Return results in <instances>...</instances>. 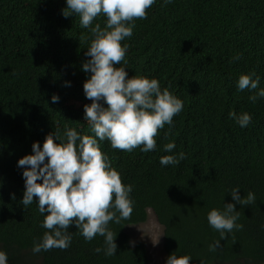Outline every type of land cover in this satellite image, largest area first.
I'll return each mask as SVG.
<instances>
[{
    "label": "trees",
    "instance_id": "1",
    "mask_svg": "<svg viewBox=\"0 0 264 264\" xmlns=\"http://www.w3.org/2000/svg\"><path fill=\"white\" fill-rule=\"evenodd\" d=\"M161 5L156 0L146 19L134 21L132 36L121 42L129 45L127 64L114 67H127L129 78H156L184 107L171 127L158 130L153 151L127 152L98 141L122 183L132 186L134 201L128 219L109 222L117 252L106 257L104 237L86 241L75 225L67 230V249L32 252L50 230L41 226L35 197L22 204L24 169L17 167L34 142L42 147L57 130L62 138L66 128L94 136L84 120L92 101L83 83L91 73L82 71L94 37L80 26L79 14H62L66 0H0V250L8 264H150L147 246L132 244L126 232L127 225L147 220L148 209L164 227L165 258L175 252L190 255V264H264V98L249 100L264 88V0ZM106 19L101 13L90 27L103 28ZM250 72L260 77L258 89L238 91L239 76ZM230 111L249 113L251 123L241 128ZM169 142L176 147L165 152ZM180 152L177 165L160 164L162 156ZM234 187L243 198L253 192L255 202L236 204L229 194ZM224 203L235 204L242 228L221 240L207 214ZM215 241L220 246L209 251Z\"/></svg>",
    "mask_w": 264,
    "mask_h": 264
},
{
    "label": "clouds",
    "instance_id": "2",
    "mask_svg": "<svg viewBox=\"0 0 264 264\" xmlns=\"http://www.w3.org/2000/svg\"><path fill=\"white\" fill-rule=\"evenodd\" d=\"M172 2L162 0L161 6ZM154 3L156 0H66L67 10L64 9L62 14L65 17L79 14L80 26L89 29L94 37L85 52L89 59L82 64V71L91 73L83 83L85 97L92 101L84 106V120L89 123L94 136H82L75 129L66 128L62 138L57 130L46 136L42 147L34 142L32 154L18 160L17 167L24 169L21 202L28 206L35 197L38 211L44 215L41 226L50 230L44 233L40 242L34 243V254L53 248L67 249L72 241L67 231L70 225H75L86 241L97 235L104 237L106 257L117 252V233L114 235L108 224L110 221L119 223L131 216L132 186L122 183L120 174L111 167L98 141L107 140L113 149L127 152L137 147L142 152L153 151L158 130L166 124L171 127L173 117L184 107L183 101L167 88L162 89L156 78H129L127 67H114L121 61L127 64L125 56L129 45L121 42L132 36L134 21L146 19V9ZM101 13L107 18L104 27L101 28L99 23L90 27ZM234 59L240 57L237 55ZM253 76L254 72L240 75L236 85L238 91L258 89L260 77L253 79ZM65 86H70V82H65ZM258 98H264V88L249 96L253 103ZM51 100L56 103L59 97L53 95ZM229 117L241 128H246L252 120L247 112L230 111ZM175 147V143L169 142L164 145V151L172 152ZM183 159L184 153L180 152L162 156L159 162L162 166H174ZM229 194L236 204L255 202L253 192L249 191L243 198L239 195V187L232 188ZM238 219L234 203H224L222 210L213 208L207 214L209 226L220 233L221 240L234 229L242 228L236 223ZM161 236L152 241L154 245ZM219 246L220 241H215L209 245V251H215ZM94 251L100 253L102 249ZM191 260L190 255L177 256L173 252L165 264H190ZM0 264H8V255L3 250H0Z\"/></svg>",
    "mask_w": 264,
    "mask_h": 264
},
{
    "label": "rangeland",
    "instance_id": "3",
    "mask_svg": "<svg viewBox=\"0 0 264 264\" xmlns=\"http://www.w3.org/2000/svg\"><path fill=\"white\" fill-rule=\"evenodd\" d=\"M132 244L143 242L148 249L150 264H165L166 253L164 250V227L158 222L152 209H148L147 220L143 223L129 224L126 226ZM160 235L159 242L153 244Z\"/></svg>",
    "mask_w": 264,
    "mask_h": 264
}]
</instances>
